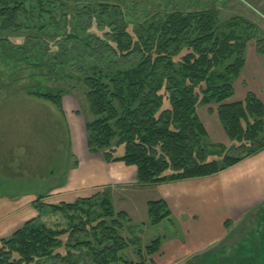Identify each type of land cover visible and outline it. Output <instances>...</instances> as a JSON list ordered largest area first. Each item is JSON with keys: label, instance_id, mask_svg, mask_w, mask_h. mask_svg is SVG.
Returning <instances> with one entry per match:
<instances>
[{"label": "trees", "instance_id": "trees-1", "mask_svg": "<svg viewBox=\"0 0 264 264\" xmlns=\"http://www.w3.org/2000/svg\"><path fill=\"white\" fill-rule=\"evenodd\" d=\"M28 1L0 0V42H9L1 33L19 28L20 15L29 21ZM97 6L103 15L119 11L103 3ZM89 21L105 22L93 16ZM128 24L124 16L109 19L101 35H94L98 42L91 48V72L82 80L91 116L85 122L90 153L101 155L106 163L136 166L137 185L145 187L212 175L264 149L262 101L252 92L242 101H229L233 81L245 64L247 43L255 36L251 22L239 16L221 22L215 7H204L163 11L134 31ZM64 94L58 90L31 95L62 114ZM199 103L217 105L229 149L208 141L197 115ZM42 198L38 195L33 202L36 219L0 239V264H49L42 259L50 264H158L154 257L161 238L141 246L137 236L126 237L124 231L133 236L135 225L125 211L114 209L106 192L70 203L47 204ZM146 205L149 224L171 221L163 199ZM48 214L61 215L67 227H47L40 217ZM130 246L137 263L122 256ZM72 250L83 255L76 258ZM82 256L88 262L81 261Z\"/></svg>", "mask_w": 264, "mask_h": 264}, {"label": "rangeland", "instance_id": "rangeland-1", "mask_svg": "<svg viewBox=\"0 0 264 264\" xmlns=\"http://www.w3.org/2000/svg\"><path fill=\"white\" fill-rule=\"evenodd\" d=\"M97 3L118 7L119 11H111L113 16L108 12L100 14ZM204 7H215L221 22L237 16L251 22L255 36L247 43L245 58L252 64L264 62V0H29V21L20 15L19 28L1 33L9 42H0V199L25 197L31 194L28 192L49 194L53 192L50 186L62 171L77 162L71 153L67 117L78 118L82 126L91 118L82 80L91 72L90 56L94 55L91 48L98 42L94 35H101L109 19L120 20L124 16L129 29L134 31L163 11ZM91 16L105 21L104 24H91ZM68 36L75 39L68 40ZM258 42L262 44L261 50ZM96 56L99 58L100 54ZM246 88L240 79L233 81V89ZM58 90L65 92L62 97L65 115L50 102L31 95ZM233 96L229 101H234ZM216 108L214 103H199L197 115L215 120ZM208 141L211 142L209 138ZM219 145L229 149L231 142ZM128 189L118 198L107 192L114 209L129 210L133 224H137L133 236L124 231L126 237L137 236L141 246H145L156 238L181 236L174 220H164L159 225L146 220L145 201L157 198L154 190ZM40 220L53 229L67 227L59 214H48ZM225 229V236L216 243L168 261L171 264H264V211L261 215L253 213L241 221H231ZM72 251L76 258L83 255L78 250ZM122 256L129 262L140 261L132 246ZM80 260L88 262L89 258L82 256ZM45 261L52 262L42 259ZM156 261L167 264L162 258Z\"/></svg>", "mask_w": 264, "mask_h": 264}, {"label": "crops", "instance_id": "crops-1", "mask_svg": "<svg viewBox=\"0 0 264 264\" xmlns=\"http://www.w3.org/2000/svg\"><path fill=\"white\" fill-rule=\"evenodd\" d=\"M238 79L247 88L234 89V101H242L247 92H252L264 104V62L252 64L246 56ZM215 115V120L199 116L207 137L213 143L229 142ZM67 119L71 131V153L77 162L62 171L55 184L50 186L53 192L49 194L28 192L31 194L25 197L0 199V239L37 218L38 211L33 202L38 195L43 196L44 203L57 204L70 203L96 192H110L118 198L130 187L151 189L157 194L153 200L163 199L166 202L171 220L178 224L177 228L181 231V236L161 238L156 258L171 264L170 260H177L184 253L203 249L222 239L227 231L225 222L241 221L249 214L261 215L264 211V149L212 175L141 187L137 185L136 166L123 162L106 163L101 155L90 153L85 126L76 117ZM148 201H145L146 208ZM122 211L129 215L133 224L131 212ZM146 220L149 223L147 209Z\"/></svg>", "mask_w": 264, "mask_h": 264}]
</instances>
